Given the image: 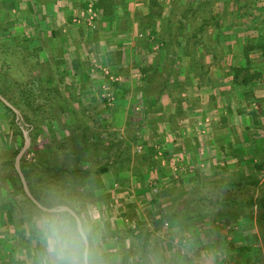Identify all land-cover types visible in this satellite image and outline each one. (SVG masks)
I'll list each match as a JSON object with an SVG mask.
<instances>
[{
    "label": "rangeland",
    "instance_id": "rangeland-1",
    "mask_svg": "<svg viewBox=\"0 0 264 264\" xmlns=\"http://www.w3.org/2000/svg\"><path fill=\"white\" fill-rule=\"evenodd\" d=\"M51 1L56 2L0 0V26L9 30L6 38L0 35V86L19 101L21 109L15 107L20 111L22 118L28 117L31 123L29 126H34V131L32 127L30 131L25 128L31 139L30 148L34 151L30 162H34L35 157H40L53 167L83 170L72 173L71 177L69 175L59 177L61 180L71 178L69 183L71 191L66 192L62 186L65 194L68 193L67 201L81 212L91 214L98 238L116 239L118 245L108 246L109 250L116 248L117 253L133 254L131 257L139 261L144 256L142 242L147 240L149 241L147 249L150 254H154L155 263L160 264L157 258L159 253H156L158 252L156 241L169 240L173 222L185 218L173 217L171 213L173 211L170 212L174 200L180 199L178 185L182 180L201 173L230 174L236 168H240L246 174H258V182L264 181V170L257 167L264 159V149L261 148L262 142L264 143V91L256 98L245 94L248 89L237 88L223 94L225 96L221 101L215 98L213 88L219 81L212 77L232 76L235 71L233 68H240L233 53L226 54L225 58L229 57V60L224 66L220 62L214 63L210 71L204 67L194 68L195 84L201 82L200 79L208 71L206 76L210 77L208 83L203 81L202 85L193 86L192 91L202 95V100H198L197 98L201 97L195 95L192 102L193 110L198 115L192 118L197 129L198 142L189 143L187 149L192 154L188 162H183L184 155L180 154V157L178 153H172L166 147L175 140L172 134L157 133L161 126L164 127L163 124L159 125L161 123L159 121L169 117L167 104L161 107L163 113L167 114L164 117H157L153 113L146 114L148 109L145 106L136 109L134 106L136 104L131 100L142 95L140 92H143L146 84L143 83L142 74L138 71L139 66L137 68L135 64H153V61L157 62L161 55L162 57L165 55L167 46L178 44L176 39L178 35L173 36L168 30L167 18L170 11L176 7L182 20H186L190 8L178 7V0H160L158 6L156 4L157 12L152 19L146 16L143 24L137 20L128 21L125 34L115 38L110 35L108 29L102 35H98L103 31L100 30L98 8L94 6V15L88 13V5L91 3L96 5L98 0H87L85 7L74 6L70 22L66 18L63 19L62 6H54ZM147 3L152 10L149 0ZM143 7L145 9L146 6ZM148 14L149 12L146 15ZM137 23L139 26H135ZM187 24L190 31L186 40L188 46L190 44L194 46V55L198 52L199 56H203L204 52L199 49L202 44L217 47L224 37L231 43L241 42L242 37L244 44L254 45L261 41V36H264V0H205ZM190 34L192 37H189ZM195 34L197 37H194ZM221 34L223 37H220ZM23 39L28 43H24ZM22 42L28 46L27 52L23 50ZM118 49L127 50V58L134 62V72H130L127 79L120 74L112 73L110 66L104 63L110 61L107 54ZM255 52L250 53L254 55ZM181 56L184 58V53ZM253 59L258 65L257 71L248 66L249 69H246L240 78L259 73L261 77L256 78V81L262 85L259 88L262 90L264 59L259 56ZM242 66L246 67L244 63ZM150 68L148 70H151ZM78 72L83 76V81L86 79L80 86H67L65 90V86L57 80L62 76L78 75ZM50 78L55 82L48 84L46 81ZM156 87L157 85L151 86L153 89ZM73 90L92 94L90 99L82 101V104L89 106L92 104V109H89L92 111L79 110V102L68 95V93L72 95ZM239 96L242 99L240 103L237 102ZM206 101L208 102L205 103ZM131 102L133 118L126 121V127L143 122L147 131L137 134L140 135L137 139L140 141H135L131 148L123 150L122 137L126 134L121 131L124 116L120 110L124 106L128 109ZM146 103L149 104L150 101L145 100V105ZM184 103H180L183 111L191 109V103L186 105ZM220 108L228 111L226 116L223 115L222 121L220 112L218 114ZM15 119L18 121L16 116L0 105V225L3 223L7 225L10 219L17 218L18 221L28 223V227L38 229L37 240L33 239L42 242L43 246L39 248V252L45 254V243L38 227L41 213L32 208L19 190L17 181L10 178L12 167L8 163L13 150L22 143L16 126H12ZM173 120L174 118L169 122ZM211 121L228 131L230 129V136L237 141L235 146L245 144L246 141L254 142L255 148H243L240 151L238 147H233V144L229 145L234 153L246 156V160L252 162L242 166L231 165V162L227 164L231 159L225 158L231 156V152L222 155L215 153L216 149L213 146L216 144L208 145L203 137L205 133L203 131H208L207 126ZM113 122L115 124H112ZM112 125H115L118 132L114 131ZM135 126L133 130H137ZM246 126L251 129H246ZM213 129L209 133L211 136L213 132L210 144L211 141L217 140L218 135L221 138L222 134L215 132L218 127ZM76 134H80V143L83 134L88 138L81 148H78L79 151L76 150V143L73 141ZM162 135L165 137L163 141L160 138ZM207 152L218 163L215 169L210 170L209 165L201 162L205 153L204 161L208 158ZM118 153L121 154L120 157ZM101 168L105 170L100 171ZM131 176L137 177L136 181H131ZM171 189L173 194L177 192L178 196L173 197ZM192 196L194 197V194ZM210 207L213 208V205ZM242 221L248 226L251 223L248 219ZM259 226L258 229L264 231V226L260 224ZM5 231L8 230L3 231L4 235ZM141 231L144 232V237L139 239L137 236ZM23 242L24 240L19 243L20 247L23 246ZM165 256L164 258H168V255ZM137 261L135 263L138 264Z\"/></svg>",
    "mask_w": 264,
    "mask_h": 264
},
{
    "label": "crops",
    "instance_id": "crops-1",
    "mask_svg": "<svg viewBox=\"0 0 264 264\" xmlns=\"http://www.w3.org/2000/svg\"><path fill=\"white\" fill-rule=\"evenodd\" d=\"M56 2H52L54 6H62L61 15H63V19L66 18L67 21L70 22L71 17L73 16V7L77 5H81L82 7L86 6L87 0H55ZM157 1V2H156ZM152 1L149 0V4L147 3V0H102L104 3V6L101 8H98L100 17V30H103L102 33L108 29L110 32V35L113 37H120L122 34H125V31L127 30L126 23L128 21H136L143 24L146 14L149 12V14L152 12L155 14L156 11V5L152 6V4H157L158 2H161L160 0ZM144 4V5H143ZM63 6L65 8L63 9ZM143 6H146L145 9ZM139 10H143L140 11ZM146 10V14H145ZM155 12V13H154ZM148 14V15H149ZM65 16V17H64ZM135 26H139L138 23ZM190 29L185 31L186 39L188 37V32ZM226 33V32H224ZM264 35V33H263ZM189 37H192V34H190ZM220 37H223L222 34ZM185 39V43L183 46L172 45L167 46L168 49L165 53V55L160 57V60L157 62L153 61V64H142V65H136L138 68V71L142 74L143 83L146 82L143 92L141 96H137L134 100H131L136 105V109H141L143 106L147 107L148 110L146 114L153 113L156 114L157 117H164L167 112L163 113L161 107L163 104H167L166 108L168 111V118L164 121L161 119V124H163L164 127L161 126L160 130H157V133H171L174 137V141L170 144H167V148L172 153H178V155L181 157L180 154L184 155L183 162H188V158H190V152L187 147H189V143H196L197 141V129L194 125V122L192 121V118L195 116H198L195 114L193 108L194 105L192 102H194L196 96H202L200 93H196L193 90L194 85L203 84V81L205 83H208V78L210 75L206 76L207 73L213 69V66L218 63H222V66L225 65L226 61L229 60V57L225 58L226 54L233 53L234 58L239 63V67L241 68L242 64L247 66H251V68L255 71H257L258 65L255 64L254 59H256L257 56L259 58H263L264 56L262 53H256L252 55L251 53L248 56V59L246 58L244 54V39L241 37V42L237 43H231L228 39L226 40V37L223 38L222 41H220V44H217V47L215 45L211 46L210 44H202L199 48L201 51L204 52L202 54L203 56H199L198 52H196V55H194V46L190 44L188 46L187 40ZM222 42V43H221ZM204 43V42H203ZM244 44V45H243ZM214 47V48H212ZM237 47V48H236ZM134 50V48H133ZM130 51V50H128ZM133 53V51H130ZM179 53V56L175 57V53ZM127 50H112L107 54V59H109L108 62H104L105 64H108L111 68L112 73L114 72L117 74H120L121 76H124L126 79L129 78V73L134 72V62L129 61L127 58ZM184 53L185 57L182 58V54ZM216 53V57H214V54ZM173 54V55H171ZM243 54V55H242ZM224 57V58H223ZM237 57V58H236ZM172 58V59H171ZM239 58V59H238ZM225 59V60H224ZM133 63V64H132ZM215 63V64H214ZM228 64V63H227ZM248 64V65H247ZM64 66V65H63ZM153 66V67H152ZM205 68L209 70L208 72L204 73V76L200 79L201 82H198V84H195L193 71L194 68ZM221 66V64H219ZM235 66V65H233ZM87 68L89 67L86 66ZM151 67V68H150ZM231 67V66H230ZM238 67V66H236ZM243 67V66H242ZM150 68L151 70H148ZM210 68V69H209ZM235 68V67H234ZM233 68V70H234ZM78 72V75L75 74L73 76H62L58 77L57 80L65 86V90L67 86H80L83 84V82L86 81V79H83V76H81V73ZM217 79L218 85H216L213 90L215 95V98L217 97L218 101H221V98H224L225 95L228 94L231 89L236 90L238 89H248L245 94L247 95H253L256 98L260 97V93L264 91V88H259L262 86L260 83L256 81V79L249 85V87H241L234 83V76L227 75L225 78H219V77H212ZM48 84L55 82L54 79H47L46 81ZM154 85H157L156 88ZM225 87H221V86ZM208 86V85H206ZM205 89V88H203ZM207 89V88H206ZM75 90V89H74ZM73 94L68 93L69 97L71 99L75 100L76 102H79L80 105H78L79 110H89L92 109V104L90 106L87 104H82V101H86L92 97V94L87 93H81L79 91H74ZM209 90V89H207ZM68 91V90H67ZM206 92V91H205ZM204 93V92H202ZM196 95V96H195ZM206 95V94H205ZM220 96V97H219ZM223 96V97H221ZM66 97H63V99ZM86 99V100H85ZM198 100H202V97ZM145 100H149L150 103L145 105ZM190 100V102H189ZM236 100V99H235ZM241 96L237 97V102H241ZM130 103L131 105L127 109V106H124L120 113L124 116L123 126H122V133L126 134L125 137H122V148L125 150L126 148L130 147V144L134 143L132 141V138L134 135L136 138V141L138 138H140L139 134L142 131H147L142 123H138L135 127L137 130H133L134 126L128 125V128L126 127V121L129 119H132V109H133V103ZM167 102V103H165ZM185 102L191 103L190 108L191 109H185L183 111V108L180 103ZM206 101L205 103H207ZM230 102V100H229ZM238 103V104H239ZM83 105V106H82ZM209 106V105H208ZM207 106V107H208ZM126 108V109H125ZM169 109V110H168ZM92 111V110H89ZM220 112V120H223V115L226 116L228 114V111L226 109L220 108L218 110V114ZM179 114V115H178ZM240 117V116H239ZM174 118L172 122H169ZM209 121V120H208ZM208 123V122H207ZM112 124H115L113 122ZM214 125V126H213ZM157 126V124H156ZM126 127V128H125ZM214 127H218L219 129H216V133H222L221 138L218 135L217 140H212V133L210 136V132L213 131ZM243 127V126H241ZM112 128L114 131H117V128L115 125H112ZM251 129V127L246 126V129ZM157 129V128H156ZM206 129V128H205ZM208 131H203V137L204 140L208 143V145L212 146V143L216 144L213 146V148L216 149L217 154H227V152H231V156H226V159L229 160L228 163L231 165H245L248 162H252V160H246V156H239L234 153L232 150H230L229 145L233 144V147H238L237 149L242 150L249 149V148H255L256 146L253 145L254 142L247 143L249 141H246L245 144H241L240 146H235L237 141H235L230 136V129L220 127L218 123H213L212 121L207 126ZM239 132V131H238ZM200 133V132H199ZM198 133V134H199ZM235 133V131H234ZM241 133V131H240ZM246 133V132H245ZM225 137V138H224ZM161 141H163L164 135L161 137ZM247 144V145H246ZM207 145V146H208ZM252 145V146H251ZM258 145V144H257ZM261 148L264 149V143L262 142ZM161 146V145H160ZM164 146V145H163ZM198 146V144H197ZM199 147V146H198ZM205 146L203 147L204 150ZM214 153V154H215ZM203 154V153H202ZM208 154V152H207ZM206 156V153H205ZM205 156H203L205 160ZM118 157H120L118 153ZM206 161L202 160L206 165H209L210 170L215 169V166H217V161L213 160V157H211V154L207 156ZM262 162L264 161L261 160ZM213 166V167H211ZM220 167V166H219ZM238 170V171H237ZM237 171V172H236ZM133 175L132 173H130ZM136 177V176H135ZM260 177V176H259ZM137 178V177H136ZM136 178L134 176H131V181H136ZM258 174H246L240 168H236L233 172H230V174H216L215 172L211 173H201L196 176H188L184 180L181 181V184H179V198L181 199H175V206L171 205L173 208L170 211H173L171 213L178 214L183 210L184 208V202H190L191 198H197V197H210V196H218L221 193L220 187L217 185L218 183H221L223 181H233V182H240L242 180H250L254 181L255 183L258 182ZM182 185L183 188H182ZM189 185V187H188ZM201 185H204V187H201ZM218 187H217V186ZM186 187V188H184ZM216 187V188H215ZM202 189V193L199 196L198 190ZM171 193L173 197L178 196L177 192H174L171 189ZM194 194V197L192 196ZM177 202V203H176ZM213 208L216 210L213 211ZM212 211L208 212L205 215H203L201 218L195 219V218H181L173 222L172 229L170 231V238L169 240H155L156 244L158 245V252L159 256L157 257L160 264H264V231H260L258 229L259 222L257 219H249L251 223L249 226L247 224H243V220L247 219V217L243 215H228L226 214V210L223 209V214H221V211L217 212V208L215 205H213ZM220 210V209H219ZM247 222V220H246ZM253 222V223H252ZM263 225V224H260ZM248 226V227H247ZM264 226V225H263ZM174 228L176 231H174ZM260 228V226H259ZM5 231L6 235H4L3 231ZM32 227H28V223L25 224V221H18L17 218L10 219L9 222H7V225L3 223V225H0V230L2 232L0 233V264H44L46 253H40L39 248L43 246L41 245L40 241H35L32 239L30 231ZM261 229V228H260ZM184 231V233H182ZM177 234L181 233V234ZM24 235V237H22ZM113 239V240H112ZM99 238V247L101 252V264H137L135 263L137 260H135L133 257V254H129L126 252L123 253H117L116 248H113L109 250L111 245L117 244L118 242L114 238ZM24 240L23 246L20 247L19 243ZM147 240H143L142 244L147 245ZM118 245V244H117ZM149 246V245H148ZM118 250H121V248H118ZM166 252V254H165ZM151 252L147 249V253L143 254V258L140 259L138 264H159L155 263V260L153 258L154 254H150ZM153 253V252H152ZM165 255H168V258ZM132 256V257H131ZM106 257V259H105ZM110 259V260H109ZM134 259V260H132ZM175 259V261H174ZM105 260V261H104ZM143 262H142V261ZM163 260V261H162ZM163 262V263H162Z\"/></svg>",
    "mask_w": 264,
    "mask_h": 264
},
{
    "label": "trees",
    "instance_id": "trees-1",
    "mask_svg": "<svg viewBox=\"0 0 264 264\" xmlns=\"http://www.w3.org/2000/svg\"><path fill=\"white\" fill-rule=\"evenodd\" d=\"M152 1H156V0H152ZM157 2V1H156ZM205 2V0H178L177 1V5L178 7H184L187 6L185 8H190V14L187 16L186 20H182L179 11H177L176 7H174V9H172L170 11L169 17L167 18L168 20V30L171 31V34L174 36L175 34H177V42H178V46H183V44L185 43V39H186V33L185 31L188 28V24L187 21L191 18V16H194L200 6ZM152 3V2H150ZM156 4H152V6H155ZM104 6V3L102 2V0H98L97 4L95 5V8H101ZM158 6V4H157ZM160 7V6H159ZM155 13V12H154ZM155 14H153L152 12L147 15V17L149 18H153ZM184 17V15H183ZM147 21V20H146ZM145 21V22H146ZM182 21V22H180ZM202 30V29H201ZM0 35H3V37L6 38V35H9V30L8 29H4L2 26H0ZM194 37H197L196 34L194 35ZM173 38V37H172ZM10 39V38H9ZM174 39V38H173ZM198 40V39H197ZM261 41H259L258 43L256 42L254 45H251V43H247L244 45V54L246 56V58L248 59V56L250 54L251 51H256L255 53H262L264 56V36H261L260 38ZM22 41H24V43H28V41L26 39H23ZM6 42H9V40H6ZM197 42V41H196ZM24 43L22 42V48L23 50H25L26 52L29 50L28 46L24 45ZM173 55V54H171ZM175 57L179 56V53H175L174 54ZM172 59V58H171ZM248 65V64H247ZM243 68V67H242ZM242 68H234V83L241 86V87H249V85L259 76L261 77V75L259 73L257 74H253V75H246L243 78H240L242 76V73L248 68L244 67ZM0 94L3 95L5 98H7L9 100V102H11L14 106L20 108V103L19 101L16 100L15 97L10 96L8 94V91H6L2 86H0ZM0 105H2L8 112L12 113L14 115V117L16 116L14 114V112L12 111V109H10L9 107H7L5 104H3L0 101ZM21 109V108H20ZM30 120H28L27 116H23V120H18L16 121V119L12 122V126H16L17 132L19 133V135H21L22 137V143L21 145H17V148H15L13 150V154L11 155V160L8 163V165H10L12 174L10 176V178H14L17 181L18 184V188L19 190L24 194L25 196V200L32 206V208H34L36 211H38L39 213L42 212V210H40L24 193L23 190V186L22 183L20 181V178L16 172L15 169V157L17 156V154L19 153V151L21 150V147L23 145V141H24V136H23V132L21 127L26 128L28 131L31 130L30 127H32L33 131H34V126H29ZM136 135L133 136L132 141L135 142ZM87 135L83 134L82 137V143L79 142L80 140V134H76V136H74L73 141L76 143V150L79 151L78 148H81V145L83 143L86 142L87 140ZM131 148V144L130 147ZM128 148V149H129ZM78 151H76V155L78 153ZM34 154V151L32 148H30L28 150V152L25 154L22 162H21V166H22V170L25 174V177L27 179L29 188L32 192V194L34 195V197L45 207H51L54 206L56 204H65V205H71L68 201H67V197H68V193L65 194V191H63L62 186L64 187V190H66V192L71 191L70 190V179L68 178L65 180H62L59 178L61 176H65V175H69L71 177L72 173L75 172H83V170H71V169H66V168H58V167H53L51 165V163H49L47 160H43L40 157H35V161L34 162H30V157ZM121 155V154H120ZM34 159V158H32ZM258 168L264 170V161L261 162L260 164L257 165ZM105 170V168H101L100 171ZM84 172H90V171H84ZM11 173V172H10ZM97 173V172H96ZM63 182L65 185H63ZM220 189H221V193L218 196H210V197H197V198H191L190 202H184V208L183 210H181V212H179L178 214H174L173 217H179V216H183L185 218H187L189 216V218H201L203 215H205L208 212H215L216 210L210 207L211 205H215V207L217 208V212L221 211V214H223V209L226 210V214L228 215H243L245 217H247V219L251 218V219H257V221L260 224L264 225V181L263 182H257L255 183L254 181H250V180H242L240 182H233V181H223L221 183L217 184ZM216 185V186H217ZM217 186V187H218ZM201 187H204V185H201ZM216 188V187H215ZM199 192V196L202 193V189L198 190ZM181 199V198H180ZM177 203V202H176ZM173 206L176 207L175 202L173 204ZM220 209V210H219ZM171 212V211H170ZM38 232V229L36 230V228H33L30 231L31 237L32 239L36 237H38L36 235V233ZM144 232L141 231L140 234L137 236L139 239L142 237H144ZM149 235V234H148ZM150 236V235H149ZM34 239V240H35ZM37 240V239H36ZM147 245L144 244V254L147 253V247L149 245V241L148 243H146Z\"/></svg>",
    "mask_w": 264,
    "mask_h": 264
},
{
    "label": "clouds",
    "instance_id": "clouds-1",
    "mask_svg": "<svg viewBox=\"0 0 264 264\" xmlns=\"http://www.w3.org/2000/svg\"><path fill=\"white\" fill-rule=\"evenodd\" d=\"M38 227L45 243L44 264H101L94 218L72 205L42 210Z\"/></svg>",
    "mask_w": 264,
    "mask_h": 264
},
{
    "label": "water",
    "instance_id": "water-1",
    "mask_svg": "<svg viewBox=\"0 0 264 264\" xmlns=\"http://www.w3.org/2000/svg\"><path fill=\"white\" fill-rule=\"evenodd\" d=\"M0 101L5 104L7 107H9L10 109H12V111L16 114V117H17V120H23L22 116H21V113L20 111L13 105L11 104L3 95L0 94ZM22 129V132H23V136H24V145L22 147V149L19 151V153L17 154L16 156V159H15V169H16V172L20 178V181L22 183V186H23V190H24V193L26 194V196L40 209V210H43L47 207L43 206L35 197L34 195L32 194L30 188H29V185H28V182H27V179L25 177V174L22 170V166H21V162H22V159L24 157V155L26 154V152L29 150V148L31 147V139L29 137V133L28 131L24 128V127H21Z\"/></svg>",
    "mask_w": 264,
    "mask_h": 264
},
{
    "label": "built area",
    "instance_id": "built-area-1",
    "mask_svg": "<svg viewBox=\"0 0 264 264\" xmlns=\"http://www.w3.org/2000/svg\"><path fill=\"white\" fill-rule=\"evenodd\" d=\"M94 6H95L94 3H91V4L88 5V8H87L88 9V13L94 15Z\"/></svg>",
    "mask_w": 264,
    "mask_h": 264
}]
</instances>
